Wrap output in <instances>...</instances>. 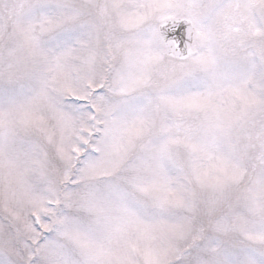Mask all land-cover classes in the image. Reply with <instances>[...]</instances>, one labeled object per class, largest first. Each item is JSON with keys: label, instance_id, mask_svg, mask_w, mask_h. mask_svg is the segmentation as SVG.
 <instances>
[{"label": "snow or ice", "instance_id": "1", "mask_svg": "<svg viewBox=\"0 0 264 264\" xmlns=\"http://www.w3.org/2000/svg\"><path fill=\"white\" fill-rule=\"evenodd\" d=\"M0 264H264V0H0Z\"/></svg>", "mask_w": 264, "mask_h": 264}]
</instances>
